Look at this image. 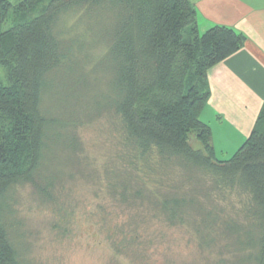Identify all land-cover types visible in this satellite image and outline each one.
Listing matches in <instances>:
<instances>
[{
    "label": "trees",
    "instance_id": "obj_1",
    "mask_svg": "<svg viewBox=\"0 0 264 264\" xmlns=\"http://www.w3.org/2000/svg\"><path fill=\"white\" fill-rule=\"evenodd\" d=\"M68 15L76 17L70 30L82 26L71 37ZM244 40L224 25L199 32L191 0H0V264H26L8 223L15 187L30 184L52 200L54 180L76 161L73 123L54 116L46 98L61 101L55 81L79 74L87 48L98 44L93 68L106 90L93 111L111 112L121 134L108 177L115 202L130 208L145 191L167 226L213 243L216 264H264V101L249 136L225 159L199 119L208 70ZM117 230L127 234L107 229L114 242Z\"/></svg>",
    "mask_w": 264,
    "mask_h": 264
},
{
    "label": "rangeland",
    "instance_id": "obj_2",
    "mask_svg": "<svg viewBox=\"0 0 264 264\" xmlns=\"http://www.w3.org/2000/svg\"><path fill=\"white\" fill-rule=\"evenodd\" d=\"M75 22V16L65 17L63 24L69 29L65 36L82 31V26L70 30ZM87 49L89 59L79 74L65 72L68 79L55 81L61 101L46 98L54 116L73 123L69 130L80 148L73 156L75 163L68 169L62 167L65 173L49 190L52 200L38 195L30 184L18 185L11 193L13 214L8 223L21 256L26 264H216L213 243L201 242L186 228L167 226L158 209L146 203L145 191L138 205L130 208L113 199L108 177L110 168L116 166L120 126L111 112L93 111L99 90H106L103 73L93 68L103 44ZM80 74L85 83L70 92ZM5 81L0 66V82ZM109 228L127 234L120 236L117 230L114 242L107 234Z\"/></svg>",
    "mask_w": 264,
    "mask_h": 264
},
{
    "label": "crops",
    "instance_id": "obj_3",
    "mask_svg": "<svg viewBox=\"0 0 264 264\" xmlns=\"http://www.w3.org/2000/svg\"><path fill=\"white\" fill-rule=\"evenodd\" d=\"M197 28L224 25L244 45L207 72L210 95L199 119L209 126L218 159L230 157L249 136L264 101V0H191Z\"/></svg>",
    "mask_w": 264,
    "mask_h": 264
}]
</instances>
